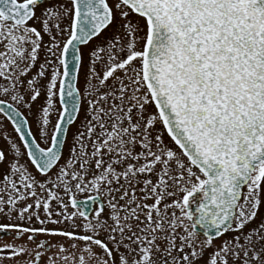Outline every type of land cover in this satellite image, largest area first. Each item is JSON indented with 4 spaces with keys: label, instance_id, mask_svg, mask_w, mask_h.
I'll return each mask as SVG.
<instances>
[{
    "label": "snow or ice",
    "instance_id": "snow-or-ice-1",
    "mask_svg": "<svg viewBox=\"0 0 264 264\" xmlns=\"http://www.w3.org/2000/svg\"><path fill=\"white\" fill-rule=\"evenodd\" d=\"M0 264H264V0H0Z\"/></svg>",
    "mask_w": 264,
    "mask_h": 264
},
{
    "label": "flooded vegetation",
    "instance_id": "flooded-vegetation-1",
    "mask_svg": "<svg viewBox=\"0 0 264 264\" xmlns=\"http://www.w3.org/2000/svg\"><path fill=\"white\" fill-rule=\"evenodd\" d=\"M3 240H4V241H10V240H11V237H9V236H4V237H3Z\"/></svg>",
    "mask_w": 264,
    "mask_h": 264
}]
</instances>
